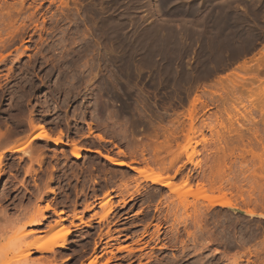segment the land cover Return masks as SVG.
Segmentation results:
<instances>
[{"label":"rangeland","instance_id":"obj_1","mask_svg":"<svg viewBox=\"0 0 264 264\" xmlns=\"http://www.w3.org/2000/svg\"><path fill=\"white\" fill-rule=\"evenodd\" d=\"M174 1L162 5V21L152 14L153 0H0V42L12 15L11 26L26 25L0 43V264L21 258L36 236L45 244L68 230L65 247L31 257L47 264L264 261V217L243 211L264 212V71L241 66L264 55V0H227L233 19L225 31L239 16L257 31L243 53L202 60L200 47L217 49L224 34L207 38L202 31L216 25L218 8L204 0L212 5L190 15L197 26L205 21L202 34L182 61L144 60L140 33L157 27L179 36L188 27L176 22L187 12L169 7ZM177 43L163 40L157 48ZM242 75L248 89L222 90L220 80ZM197 94L207 105L193 123L186 115ZM39 124L65 143H26ZM231 124L246 132L244 141L225 142ZM71 141L83 148L80 158ZM17 143L25 149L6 151ZM133 166L160 172L171 186L144 179ZM47 204L61 213L50 209L43 224L28 225Z\"/></svg>","mask_w":264,"mask_h":264},{"label":"bare ground","instance_id":"obj_2","mask_svg":"<svg viewBox=\"0 0 264 264\" xmlns=\"http://www.w3.org/2000/svg\"><path fill=\"white\" fill-rule=\"evenodd\" d=\"M149 1V4L151 6V0H148ZM168 0H153V6H154V10H153V15H156L160 20H162L163 18V13H162V5L164 4V2H166ZM186 1V0H175L173 3L172 6H169V7H174L175 10L174 11H179L181 10L183 7H185L183 10H185L187 12H184L183 14H186V15H183V16H180L179 18L176 19V22L178 24H186L188 25V27L182 29V31L180 32L179 36L176 35V34H172L174 33V31H171L172 33L169 34L168 32L164 33V32H159L161 31L160 28H152L148 31V32H144L145 34H142L140 33L138 36H137V41L136 43H138L140 45V48L143 49L142 51V56H143V59H147L149 61H182L181 58L183 55L187 54L188 53V49L190 48V45L192 44V41L194 39H197L199 40V35L202 34V31L205 32V33H208L207 35V38H210V36L212 35V33H215V32H222L224 33L220 39H221V44L219 45V47L216 49H214V47L210 44H208V46L206 47H203L199 49V55L200 57H202V60L203 61H213V58H216L218 59L219 57H223V56H226V55H231L233 54L234 55H239L241 53H243L245 50H246V46L247 48H249V44L253 45V40L257 34V31L256 30H253L251 29L249 26H245L243 23H248L247 20L245 19H242V16L240 17L239 16V20H238V26L235 27L234 29L230 30V31H225V29L227 28V22H230L232 19H230L233 15H231L232 13L228 10L229 8V4H228V1L227 0H216L217 2V14H216V18H215V22H216V25L211 27V28H207V29H203L202 31L199 30V28L201 27H204V24H205V21L204 20H201V23L202 25L201 26H197V23H195L194 19L193 18H190V15H194L196 13V11L199 10V12H202L205 8H208L209 5H212V3H206L204 0H199L197 3H194L193 5H184L183 2ZM170 4V5H171ZM168 7V6H167ZM4 8V7H3ZM2 8V9H3ZM164 10H167V8L163 7ZM169 10V9H168ZM2 11V10H1ZM175 12V13H177ZM206 12V11H205ZM231 13V14H230ZM10 14V13H9ZM8 14V17H10ZM19 15V14H17ZM16 15V17H17ZM34 15V14H33ZM180 15V14H179ZM5 16H3L4 18ZM12 18L13 15L11 16ZM10 17V18H11ZM7 18V17H6ZM5 18L6 21L4 22H8L7 19ZM9 18V21L11 22L9 25V28L7 31H9V29L13 26L12 29H10V31L12 33H8L6 30V37L4 36V39L5 41L8 40L6 38H9L10 37V34H12L14 36V31L15 29L17 28L15 25H12V22L16 19H14L13 21H11ZM253 19L252 21L257 22V18L256 16L251 18ZM4 20V19H3ZM19 20V19H18ZM166 20L167 23L169 22H172V19H164ZM163 21V20H162ZM24 21H22L23 23ZM9 23V22H8ZM15 23H16V20H15ZM21 23V22H20ZM24 24V23H23ZM226 24V25H225ZM20 25V24H19ZM18 25V26H19ZM191 25V26H189ZM229 25V24H228ZM14 26H15V29H14ZM26 25H24L25 27ZM4 26L0 27V28H3ZM21 27V28H20ZM18 27V29L23 30L22 26ZM171 27V26H170ZM168 27V28H170ZM255 27V26H254ZM7 29V28H5ZM16 29L15 32H19V30ZM2 30V29H0ZM18 30V31H17ZM9 31V32H10ZM191 32V33H190ZM227 32H234L237 34L238 37H235L234 35L232 34H229ZM8 33V34H7ZM221 33V34H222ZM16 34V33H15ZM3 35H1L2 37ZM9 36V37H8ZM13 36H11L12 38H14ZM0 37V38H1ZM10 37V38H11ZM32 37V36H31ZM138 37H139V42H138ZM3 38V37H2ZM1 38V39H2ZM3 39V40H4ZM2 40V41H3ZM14 40V39H13ZM165 40L167 43H170V42H173V40H176L177 43V46L176 48H167L166 50H162V49H158L157 47L159 46V42ZM210 40V39H209ZM1 41V42H2ZM5 41L2 42L3 45H5ZM10 42L12 40H9ZM0 42V43H1ZM8 43V42H7ZM6 43V44H7ZM247 43V45H246ZM142 45V46H141ZM144 46V48H143ZM151 46H155L156 48L155 49H150ZM148 48V49H147ZM158 49V50H157ZM195 52V51H194ZM215 54L218 55V57L215 56ZM242 66V69L245 70V71H248V70H255L257 73H260V72H263L264 71V55L260 58V61H256V64L254 66L250 65V64H247L246 61ZM241 80H232V79H229L227 82H224V81H221L220 80V85L222 86V90H224L225 88H227V86L230 84L232 89L235 90L237 88H239V86L241 87H246L245 85V81L248 80V77L246 76H241ZM221 88V87H220ZM228 89V88H227ZM226 89V91H227ZM232 89H228V91L230 92V90ZM248 89V88H247ZM218 92L219 95H224V92L226 91H223L222 92ZM217 91V90H216ZM216 91H212L211 93H215ZM211 97H213L211 95ZM214 99V97L212 98ZM207 105V101L203 98L202 95H199L197 94L192 102H191V105L188 109V115H186V117L188 118L189 117V120L191 122L194 121V116H196V113L197 111L200 109V108H203L204 106ZM199 112V111H198ZM196 119V118H195ZM194 123V122H193ZM196 123V122H195ZM233 125V124H231ZM88 126H91V124H88ZM189 126H193V128L195 129L196 127V124L194 126V124H190ZM36 127V128H35ZM35 129L33 131L32 134H29V138L27 137L28 140H26V143H30L32 142L34 139H47L49 141H52L54 142L56 145H62L65 143V140H63V136L61 134L55 136L51 131H49L44 125L42 124H39V125H35ZM232 127H235V125H233ZM236 127H239V126H236ZM232 128L228 131V138L225 137L224 140L225 142L228 141V139H231L234 138V140H241L242 138V141L245 140V131L240 127V128ZM91 128V127H90ZM192 128V129H193ZM230 127H228L227 129H229ZM191 128H188V130H191ZM127 131V130H126ZM124 132V131H123ZM253 134L255 135V137L257 138L258 137V131L255 130L253 132ZM98 135V134H97ZM126 135V133H125ZM253 135V136H254ZM157 136V135H156ZM188 136V135H187ZM247 136V134H246ZM100 141L101 140H106L105 137L101 134L98 135ZM248 137V136H247ZM192 138V137H191ZM244 138V139H243ZM166 139L167 140H170V137L167 135L166 136ZM252 138H250L251 140ZM223 140V141H224ZM227 140V141H226ZM233 140V139H232ZM262 140V139H261ZM68 143V142H67ZM14 145V144H13ZM10 146L9 148H6V151H22L25 149V146L21 145V146H18L20 144L17 143V145H14V146ZM71 145V150H72V154L77 157V158H80L81 156V152L83 150V148L79 145L76 144V142H73L71 141V143L69 144ZM88 149V148H87ZM90 149V148H89ZM231 149V148H230ZM229 150V149H228ZM5 151V152H6ZM100 153H102L100 150H98ZM224 151V150H222ZM234 151V150H233ZM249 151L250 153V150H247ZM246 151V152H247ZM227 152V151H226ZM225 152V154H226ZM228 152H232L231 151H228ZM227 152V153H228ZM239 153V152H238ZM243 153L244 152H240ZM239 153V154H240ZM254 153V151H253ZM252 153V150H251V154L253 155ZM3 154V153H2ZM231 154L233 155V152L232 153H228V155ZM236 155V153H234ZM238 154V155H239ZM245 154V153H244ZM255 154V153H254ZM258 153H256L257 155ZM102 155L105 157V159H108L110 162H113L115 164H118V165H127L129 164L128 162L122 160V159H118L110 154H106L105 152L102 153ZM241 155V156H242ZM261 155V154H260ZM259 155V156H260ZM1 156V155H0ZM262 156V155H261ZM173 163V162H172ZM171 163V164H172ZM130 166V165H128ZM135 167L133 166V169ZM146 168V167H145ZM144 167L141 168L140 166L137 167L136 166V170L139 172L138 174H141V176L145 177L144 179L146 180H149L153 183H159L161 185H164V186H171V182H169V180H167V177L166 176H163L160 172L156 173V172H152L151 171L149 172V169L146 168L145 169ZM134 169V170H135ZM148 169V170H147ZM142 177V178H143ZM173 186V184H172ZM170 189H174V188H170ZM172 191V190H171ZM176 191V190H175ZM106 199H104L103 201H105ZM102 203V202H101ZM108 203V201L106 200L105 202H103L104 205H106ZM220 203H223L224 205H230V206H234V205H231V203H226V201H221ZM102 205V204H101ZM239 208V207H238ZM52 209L56 214H60L61 211H57L54 207H52L50 204H47L45 205V208H42L40 210V215H36L35 217H33V219L30 220L29 224L28 225H35V226H38V225H41L43 224V222L46 220L47 218V215H46V211ZM243 211L245 213H248L249 215H253V216H261V217H264V212H257L256 209H249V208H246V209H243ZM242 212V211H241ZM107 213H105L104 215L101 216V218H104L106 216ZM64 219V218H63ZM61 220H56V223L59 224L61 223L60 222ZM55 224H51L49 225V228L52 229L55 227ZM39 232L41 230H38ZM70 231L68 230L67 232L63 233L65 236H67V234L69 233ZM62 234V236H57V237H54V239L49 242V243H45V244H39L38 243V238L40 236H36V238H34V240L32 241H29L27 244H26V250L24 251L25 254L17 259V260H11V259H8L6 260L5 264H47L45 261V263L41 260H35L31 257V254L33 253V250L37 251V252H55V249L56 248H62V247H65L66 245V239L64 237V235ZM262 251H264V240L262 242ZM217 250V249H216ZM261 252V251H259ZM258 254V253H257ZM257 256V255H256ZM259 256V255H258ZM262 256V255H261ZM260 257V256H259ZM258 257V258H259ZM262 259V257H260ZM264 259V258H263ZM262 259V261H263ZM16 261V262H15ZM261 261V262H262ZM90 262V261H89ZM94 260L92 259L91 262L89 264H93ZM255 262V261H254ZM260 262V263H261ZM262 264H264V261L262 262Z\"/></svg>","mask_w":264,"mask_h":264},{"label":"flooded vegetation","instance_id":"obj_3","mask_svg":"<svg viewBox=\"0 0 264 264\" xmlns=\"http://www.w3.org/2000/svg\"><path fill=\"white\" fill-rule=\"evenodd\" d=\"M260 49V48H259Z\"/></svg>","mask_w":264,"mask_h":264}]
</instances>
